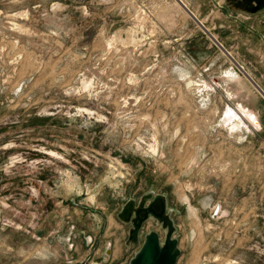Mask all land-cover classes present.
Returning <instances> with one entry per match:
<instances>
[{
	"label": "rangeland",
	"instance_id": "rangeland-1",
	"mask_svg": "<svg viewBox=\"0 0 264 264\" xmlns=\"http://www.w3.org/2000/svg\"><path fill=\"white\" fill-rule=\"evenodd\" d=\"M255 6L0 0V264H129L167 229L120 214L155 195L175 264H264Z\"/></svg>",
	"mask_w": 264,
	"mask_h": 264
},
{
	"label": "water",
	"instance_id": "water-1",
	"mask_svg": "<svg viewBox=\"0 0 264 264\" xmlns=\"http://www.w3.org/2000/svg\"><path fill=\"white\" fill-rule=\"evenodd\" d=\"M249 1H254L257 7L264 5V0H248V2ZM189 14L192 16V18H194L195 22L200 25L199 21H197L190 12ZM233 63L236 64L235 62ZM251 82L255 89L264 97V92L260 89V87H258L253 81ZM249 119L252 121V117H249ZM252 122L255 124L254 121ZM120 217L123 219V221L130 222L132 227L130 235L133 242L137 241L139 230L141 229L143 223L149 218L162 224V226L167 229V233L163 242H160L159 236L156 232H148L144 236L143 242L140 245L138 251L129 260V264L176 263L180 252L177 247L176 239L172 238L174 227H172L173 224L168 218V213L166 212V200L163 196L155 195V197L153 196V198H151L147 204L141 203L138 207L133 209L124 208L120 214Z\"/></svg>",
	"mask_w": 264,
	"mask_h": 264
},
{
	"label": "bare ground",
	"instance_id": "bare-ground-1",
	"mask_svg": "<svg viewBox=\"0 0 264 264\" xmlns=\"http://www.w3.org/2000/svg\"><path fill=\"white\" fill-rule=\"evenodd\" d=\"M230 114V117H237V114L236 113H233V112H231V113H229ZM247 116L248 117H252V121H254L255 122V124H257V121L255 120V116L253 115V114H247ZM234 122V121H233ZM238 122V121H237ZM235 124V126H237L238 127V123H234Z\"/></svg>",
	"mask_w": 264,
	"mask_h": 264
},
{
	"label": "crops",
	"instance_id": "crops-1",
	"mask_svg": "<svg viewBox=\"0 0 264 264\" xmlns=\"http://www.w3.org/2000/svg\"><path fill=\"white\" fill-rule=\"evenodd\" d=\"M238 108H241V110L243 109L244 112H246V113H247V111H248V109H247V108H244V107H238ZM255 118H256V117H255Z\"/></svg>",
	"mask_w": 264,
	"mask_h": 264
},
{
	"label": "built area",
	"instance_id": "built-area-1",
	"mask_svg": "<svg viewBox=\"0 0 264 264\" xmlns=\"http://www.w3.org/2000/svg\"><path fill=\"white\" fill-rule=\"evenodd\" d=\"M239 69H241V70H242V68H241V67H239ZM239 111H240V113H241V116H243V113H244L243 111H244V110H239Z\"/></svg>",
	"mask_w": 264,
	"mask_h": 264
},
{
	"label": "flooded vegetation",
	"instance_id": "flooded-vegetation-1",
	"mask_svg": "<svg viewBox=\"0 0 264 264\" xmlns=\"http://www.w3.org/2000/svg\"><path fill=\"white\" fill-rule=\"evenodd\" d=\"M246 1V0H245Z\"/></svg>",
	"mask_w": 264,
	"mask_h": 264
}]
</instances>
